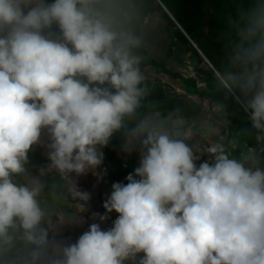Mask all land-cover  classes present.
Wrapping results in <instances>:
<instances>
[{"label":"clouds","instance_id":"9594fccd","mask_svg":"<svg viewBox=\"0 0 264 264\" xmlns=\"http://www.w3.org/2000/svg\"><path fill=\"white\" fill-rule=\"evenodd\" d=\"M225 23L213 82L255 133L226 137L205 121L206 143H193L182 111L149 99L144 40L125 0H0V264H264V0L241 2ZM44 130L49 163L36 175L29 152ZM118 133L139 166L93 218L118 216L65 243L66 222L42 202L60 185L42 178L56 174L84 211L90 194L73 174L97 175Z\"/></svg>","mask_w":264,"mask_h":264},{"label":"rangeland","instance_id":"374dc122","mask_svg":"<svg viewBox=\"0 0 264 264\" xmlns=\"http://www.w3.org/2000/svg\"><path fill=\"white\" fill-rule=\"evenodd\" d=\"M53 2L54 0H45V3ZM166 2L179 19L186 23L191 34L189 37L196 46L207 53L216 66L222 65L225 53L220 37L226 30V18L229 15L235 18L237 6L241 2L246 6L249 0H167ZM125 3L133 18L134 29L143 37V48L148 52V56L159 64L164 63V67L159 68L141 66L152 88L149 99L165 113L180 109L188 120L201 115L200 122L203 123L206 120L205 113H212L219 121L221 133L226 137L237 135L241 129H249L255 133L244 121L235 123L225 108L220 111L219 105L218 110H215L200 100L199 94L205 96L214 94L213 71L169 16L158 9L159 4L155 0H152V3L150 0H125ZM146 5L151 13L147 17H142V8ZM53 31L58 32L55 25ZM170 52L171 56L168 57ZM142 54L145 56L143 52ZM171 74L196 80L197 90L186 89L183 82L173 78ZM193 126L189 127L192 142L206 143L202 134L198 132L197 126ZM239 139L241 145L244 143L255 145V141L249 137L240 136ZM122 144L123 137L119 133L114 135L109 145L104 148L107 152L105 157L107 164L117 156L122 149ZM38 156L39 158L33 153L29 154V167L36 175H38V169L45 167L48 163V159L42 155V152ZM207 159V155L201 154V159L196 163L199 165Z\"/></svg>","mask_w":264,"mask_h":264},{"label":"crops","instance_id":"0c3cea01","mask_svg":"<svg viewBox=\"0 0 264 264\" xmlns=\"http://www.w3.org/2000/svg\"><path fill=\"white\" fill-rule=\"evenodd\" d=\"M184 37L187 39L186 36ZM197 53L208 64V66L211 68L213 73H215L216 67L207 58L208 56L204 52H203L204 54L202 53L204 56L205 55L207 56L205 57L207 58V60L210 62L211 66L215 70H213V68L203 58V56L199 53L198 50ZM217 73L216 75L218 76L219 73L218 74ZM186 89H191V88L186 87ZM219 92L220 91L217 90L214 84L213 95L205 96L199 94L198 96L200 97V100L206 102L208 106H212L215 110H218L219 105L214 102V99L216 94ZM205 116H206L205 121L214 124L220 130L222 129L219 126L218 119L212 113L211 114L205 113ZM200 119H201V115H197L195 118L190 120L187 119V120L189 121V127L196 125L199 130L197 131L202 134L204 131V127H203L204 122L203 123L200 122ZM49 142H50V138L48 136L47 130H44L41 136V144H39V146L41 147L42 155L46 158H47L48 149L45 147V145ZM103 152H104V160L102 165L96 170L97 175H93L92 172H89L85 175L75 177V174H73L74 178L76 179L78 188L82 191H87L90 194L89 201L81 202L84 203V211L82 212L80 206L76 202L72 201L71 198L68 196L67 189L63 186L64 182L59 181V177L56 176V174L52 173L42 178L45 181V183L48 185H50L53 182H56L60 185L59 190L55 194V198L52 195H45L42 197V202L53 213L54 223H57L58 219L66 222L63 224H58V232H59L58 238L65 243H74L79 238V236L83 232H85L83 225H84V220L88 217V215L93 213H99V214L105 213L104 211L106 210L104 209L103 204L105 200L108 199V197L112 192V184L115 182H121L126 184L128 182L126 180V176L129 173L134 174V169L139 166V161H140L139 150H135L132 151L131 153H127L123 151V149H121L117 154V156L108 164L105 161L107 152L104 149ZM27 167L31 169L29 167V164L27 165ZM137 179H139V177H137ZM48 190L49 189L46 188V191ZM109 215H111L114 218H117L118 213L113 211L112 213H109ZM78 216L79 219L75 222H72Z\"/></svg>","mask_w":264,"mask_h":264},{"label":"trees","instance_id":"16d2710c","mask_svg":"<svg viewBox=\"0 0 264 264\" xmlns=\"http://www.w3.org/2000/svg\"><path fill=\"white\" fill-rule=\"evenodd\" d=\"M152 3V0H150ZM164 6L166 8H168V10L170 11L171 14H173L177 20L179 21L178 23L180 25H182V28L186 31V33L191 36L189 29L186 26V23L182 22L179 17L171 10V8L169 7V5L167 4V0H160ZM158 9L165 13L163 11V9L158 5ZM142 17H147L148 14L151 13L150 10H148V6H144L142 8ZM166 14V13H165ZM175 18V19H176ZM145 56H146V61L142 64V66H155V67H164V63L163 64H159L156 61L152 60L149 56H148V52L143 48L141 50ZM207 55V53H205ZM171 56V52L168 54V57ZM208 56V55H207ZM209 60L211 61V63L217 67L215 65V63L213 62V60L208 56ZM171 76L175 79L181 80L183 82V84L191 89L197 90V82L194 79H186L183 76L179 75V74H171ZM228 98V99H227ZM214 102L218 105H222L223 108L226 109V111L228 112V114L232 117V119L234 120L235 123H240V122H245L247 123L248 126L251 127V124L249 122L248 116L249 114L247 112L244 111L243 107L239 104L236 103V99H234L230 94L224 92V91H220L219 93L216 94ZM42 152L41 147L39 145L34 146L33 150L29 152L33 153L37 158H39L38 154H40Z\"/></svg>","mask_w":264,"mask_h":264},{"label":"built area","instance_id":"2783aa9c","mask_svg":"<svg viewBox=\"0 0 264 264\" xmlns=\"http://www.w3.org/2000/svg\"><path fill=\"white\" fill-rule=\"evenodd\" d=\"M213 70H214V68H213ZM215 73H216V71H215ZM103 214H105V213H102L101 215H103ZM107 215H108V219H106L104 221H100V219L98 217L93 218V214L88 215V217L84 220V225H83L84 230L87 231L89 229V226L92 223H98V224H100V227H101L102 230H108V229H110L113 226V222H114V220L116 218L112 217L109 214H107Z\"/></svg>","mask_w":264,"mask_h":264},{"label":"water","instance_id":"95a60500","mask_svg":"<svg viewBox=\"0 0 264 264\" xmlns=\"http://www.w3.org/2000/svg\"><path fill=\"white\" fill-rule=\"evenodd\" d=\"M159 6L163 9V11L169 16L171 21L177 26V28L187 37L189 42L192 44V46L199 51V53L203 56V58L209 63L211 66L210 62L207 60V58L200 52L196 44L192 41V39L189 37V35L186 33V31L182 28V26L178 23V21L175 19V17L170 13V11L164 6V4L160 0H155ZM212 67V66H211ZM215 70V69H214ZM216 71V70H215ZM217 73V72H216ZM218 74V73H217ZM219 75V74H218ZM250 115V113H248Z\"/></svg>","mask_w":264,"mask_h":264},{"label":"bare ground","instance_id":"6f19581e","mask_svg":"<svg viewBox=\"0 0 264 264\" xmlns=\"http://www.w3.org/2000/svg\"><path fill=\"white\" fill-rule=\"evenodd\" d=\"M183 35H184V34H183ZM184 36H185V35H184ZM198 49L201 50L199 47H198ZM201 52H202V50H201ZM202 53H203V52H202ZM203 54H204V53H203ZM205 56H206V55H205ZM206 57H207V56H206ZM207 58H208V57H207ZM208 59H209V58H208Z\"/></svg>","mask_w":264,"mask_h":264}]
</instances>
